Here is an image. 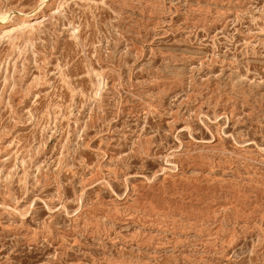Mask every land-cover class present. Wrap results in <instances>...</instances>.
Instances as JSON below:
<instances>
[{
  "label": "rangeland",
  "instance_id": "374dc122",
  "mask_svg": "<svg viewBox=\"0 0 264 264\" xmlns=\"http://www.w3.org/2000/svg\"><path fill=\"white\" fill-rule=\"evenodd\" d=\"M42 2L0 0V264H264V0Z\"/></svg>",
  "mask_w": 264,
  "mask_h": 264
},
{
  "label": "bare ground",
  "instance_id": "6f19581e",
  "mask_svg": "<svg viewBox=\"0 0 264 264\" xmlns=\"http://www.w3.org/2000/svg\"><path fill=\"white\" fill-rule=\"evenodd\" d=\"M42 1H43L42 3H45V2H49L51 0H42ZM33 17H35L34 14H27V13H19L17 15H13L12 17L4 16V17H2V21L4 23L1 24V26L5 25V24L9 25V24H13V23H23V22H27V21H29Z\"/></svg>",
  "mask_w": 264,
  "mask_h": 264
}]
</instances>
